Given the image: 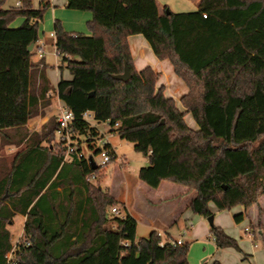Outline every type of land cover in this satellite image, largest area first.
<instances>
[{
	"label": "trees",
	"instance_id": "trees-1",
	"mask_svg": "<svg viewBox=\"0 0 264 264\" xmlns=\"http://www.w3.org/2000/svg\"><path fill=\"white\" fill-rule=\"evenodd\" d=\"M5 1L0 0V264H132L133 252L121 240L135 241L137 232L112 211L119 201L111 191L87 180L93 172L99 178L103 167L94 170L88 158L102 147L97 127L82 118L86 110L149 157V165L139 170L142 182L157 188L171 181L194 190L193 213L208 218L214 214L210 203L219 210L239 204L243 212L234 218L241 222L259 206L264 197V0H199L195 11L179 13L157 0H67V7L91 11L92 18L89 32L66 30L54 20L60 68L72 75L55 88L43 72L38 80L29 50L40 39L49 0L38 8L32 0L5 8ZM18 17L23 21L13 27ZM131 34H142L159 59L172 62L189 87L181 98L186 111L156 86L160 73L151 66L135 68ZM125 63L131 77L115 79ZM52 89L75 115L77 141L71 143L70 159L69 146L56 134L57 115L40 131L27 127L50 106ZM186 112L198 130L189 127ZM7 145L16 150L7 153ZM105 147L116 152L110 143ZM17 214L25 215L26 223L24 238L14 246L7 224ZM250 226L258 234L260 216ZM210 230L217 247L241 250L221 226ZM189 245H177L157 261L153 247L148 264H190Z\"/></svg>",
	"mask_w": 264,
	"mask_h": 264
},
{
	"label": "crops",
	"instance_id": "crops-1",
	"mask_svg": "<svg viewBox=\"0 0 264 264\" xmlns=\"http://www.w3.org/2000/svg\"><path fill=\"white\" fill-rule=\"evenodd\" d=\"M50 5L53 6L52 11L48 12L47 14L49 16L48 19H53V22L55 19H60L62 24L64 25L66 30L70 31H77V32H89L87 27V22L92 18V12L88 10H76V9H69L66 8L67 0H49ZM20 4V0H17L16 5ZM50 7V6H49ZM50 31L49 36H47L44 31L43 34L41 33V26H40V39L45 41L44 45L39 44V42L36 43L35 47H33V54H32V62L35 65V68H37L38 73V80L40 72H43L50 85L55 88L58 82L61 78H71V73L66 69L64 66L63 68H60V65L62 63L61 57L58 56L53 40V30L52 26L50 25L49 28H47ZM129 46H130V52L133 54L134 58V65L137 70H141L145 67L151 66L154 70H156L158 73H160V78L156 84L158 88L163 87L164 94L168 97H171L176 101L177 106H180L181 108H184L186 111L185 106L183 105L181 98L184 94H186L189 91L188 85H186L185 81L178 76L176 73L174 66L172 62L169 59L161 60L157 57L156 53H154L152 46L150 42L144 37L142 34H131L129 37ZM43 51V55L39 56L38 51ZM49 95L51 96V104L49 107H47L44 111V113L37 115V117H34V119H30L27 124V127L32 132L40 131L42 126L47 122V120L54 115V110L58 109L59 106H64L62 104L61 100L58 98L56 89H52L50 91ZM187 113V112H186ZM191 114V113H190ZM58 114H55V116ZM188 114L185 115L187 117ZM195 120V119H194ZM191 119L190 125L193 129L198 130L199 125L196 121ZM5 148L6 151L13 152L16 150V147L14 145H7ZM146 166L149 165V157L146 156L145 160ZM140 170V169H139ZM98 180V179H97ZM125 183L128 186H130V183L126 180H122L119 184ZM144 183V182H143ZM99 184V180H98ZM120 185L116 188L115 186L110 185H101V188L110 190L112 195L119 201V204L117 205V212L115 214L121 216L122 218L126 219L125 226L132 227L137 232V228L139 223H143L146 227L149 228L150 236L148 237H139L138 238V232L136 235V241L141 240L144 243L152 242L154 240L156 230L160 229L162 231H165L168 235H172L171 228L174 225L180 226L182 230H184V234L187 231H190L192 233L195 232L194 227V221L195 217L193 216V213L191 212V209L189 207V204L192 200V197L195 195L194 190H190L188 186L186 185H180L171 181H163L161 182V185L157 188L153 189L147 186L143 187L141 186L139 189L142 190V194H140L138 197V203L141 210V213L139 216H142L141 219L135 214L134 212V203H131L128 197H122L121 196V188ZM122 207H125L126 213H122ZM218 209V208H217ZM210 210L212 213H214L215 220H217V213L213 210V208L210 207ZM240 212H243V210L238 211L234 214V216ZM142 214V215H141ZM17 216H20L21 219L24 220V226L26 223V216L17 214L15 215L12 220H10L7 224V227L12 235L11 241L12 244L15 246L18 241L24 238V226L23 231L21 233V236L19 238H15L12 230L11 225L15 223V218ZM257 216L252 215V217L249 218L248 225L246 227L250 226V222L253 221L254 218ZM260 221L262 224V229H259V233L252 236V238L255 239H262L264 242V215L260 216ZM198 223H203V220H199ZM217 225L223 227V224L221 222H218ZM245 227V228H246ZM251 227V226H250ZM249 227V228H250ZM209 230V229H208ZM210 231V230H209ZM246 232V229H245ZM247 233V232H246ZM229 234V233H228ZM212 235V234H211ZM210 239V232L209 235H207ZM251 237V236H250ZM249 237V238H250ZM176 238V237H175ZM215 243L214 237H211ZM189 242L187 238H185L184 243ZM190 244V243H189ZM190 246V245H189ZM216 246V245H215ZM252 250L245 251L241 248V250L230 253L229 250L232 248H221L228 250L226 255L231 254V259L229 262H224L222 258H220V247H217V251L215 252L211 258L206 257L203 259V264L205 262L212 263L215 260H219L222 262V264H244V261L247 264H261L256 260V253L257 248L259 245L252 242ZM234 249V248H233ZM174 252V248H158L155 249L153 260L157 261L162 259L163 257L170 255V253ZM12 252L8 253V256H11ZM150 259V255L148 252L143 253H132L131 254V263L132 264H148ZM189 260V259H188Z\"/></svg>",
	"mask_w": 264,
	"mask_h": 264
},
{
	"label": "rangeland",
	"instance_id": "rangeland-1",
	"mask_svg": "<svg viewBox=\"0 0 264 264\" xmlns=\"http://www.w3.org/2000/svg\"><path fill=\"white\" fill-rule=\"evenodd\" d=\"M41 0H32V6L33 8H38L40 5ZM159 5L163 7V5H168L169 9L173 12L179 13V11H195L198 8V1L199 0H157ZM17 0H6L4 3L5 8H10V7H17L16 5ZM66 8H69L66 6ZM53 6L50 5L48 7L44 19L40 22L41 24V33H44L49 36L50 31L47 29L52 26L54 28L53 24V19H48L47 16H49L47 13L52 11ZM71 9V8H69ZM58 19V18H57ZM60 20V19H59ZM23 21L22 17H18L15 19L11 25L13 27H18L19 24ZM182 111H185L184 108H181L178 106ZM61 106L58 107V109L54 110V115L50 118L55 117V114H58L60 112ZM186 121L190 125L191 119L194 120V117H192V114L190 113H185ZM49 118V119H50ZM34 119V118H33ZM48 119V120H49ZM91 122L93 125H95L99 131V136H101V144L103 142L110 143L114 150L117 152L119 159H113L111 162L103 166V169L101 171V175L99 176V184L103 185H110V186H115L116 188L120 185L119 183L122 180L128 181L130 183V186L127 187V185L123 182L120 185L121 188V196L122 197H128L131 203H134V212L137 214L139 219L142 218V216H139L141 213L139 203H138V196L144 192L139 189L141 186L145 187L147 186L146 183H143L139 179V169L142 166H146L145 160H146V155L143 154L142 152L136 151L134 148V143L131 141H128L126 139H123L120 135L114 133L111 131V126L108 121H101V123L96 122L93 120V118H90ZM195 121V120H194ZM192 128V127H191ZM193 129V128H192ZM196 130V129H194ZM7 149V148H5ZM6 151V150H5ZM8 153V151H6ZM84 152L89 155L91 152L89 149L84 148ZM120 157H123L125 159L124 162L121 161ZM94 160L100 165L101 161V156L99 155H94ZM153 189V187H152ZM210 207L213 208V210L217 213V220L214 222V224L217 226L218 222H221L223 224V229L226 230L227 233H229L230 236L233 238L235 237L238 245L245 250V251H250L252 250V242L254 241L259 245V247L256 249V260L260 262L261 264H264V242L262 239H255L249 236L245 232V227L248 225L249 218L252 217L253 213L257 217L264 215V197H260L259 201V206L258 205H253L249 211L247 216L242 220L241 222H237L234 218V214L237 213L238 211L243 210L242 205H235L233 208L229 210H219L217 209L216 205L214 203H210ZM261 210V212H259ZM192 212V210H191ZM122 213H126L125 207H122ZM193 213V212H192ZM142 215V214H141ZM193 216L195 217V227L194 230L195 232L192 233L190 231H187L184 234V230L180 228L178 225H174L171 228L172 234L176 238H187V240L190 243V250L188 254V259L190 264H203V259L206 257L211 258V256L214 255L215 252H220L224 262H229L231 259L232 261V256L231 254L226 255L225 252L228 250L221 249L218 250L217 246H215V243L211 237V225L208 221V218L203 217L202 215H198L193 213ZM249 217V218H248ZM256 217V218H257ZM256 218L253 219V222L256 220ZM203 220V223H198L199 220ZM251 223V222H250ZM23 226H24V220L21 219L20 216H17L15 218V223L11 225V230L14 235V237L17 239L21 236V233L23 231ZM250 227V226H249ZM262 229V226H260ZM210 231H209V230ZM138 238L139 237H148L150 236V231L149 228L146 227L143 223H139L138 228ZM210 232V239L207 238ZM250 237V238H249ZM218 250V251H217ZM236 251H239L236 248H232L229 250L230 253H234ZM244 264H247L244 261Z\"/></svg>",
	"mask_w": 264,
	"mask_h": 264
},
{
	"label": "built area",
	"instance_id": "built-area-1",
	"mask_svg": "<svg viewBox=\"0 0 264 264\" xmlns=\"http://www.w3.org/2000/svg\"><path fill=\"white\" fill-rule=\"evenodd\" d=\"M206 16V15H204ZM54 35V33H52ZM39 44L44 45L45 41L42 39H39ZM38 55L42 56L43 55V51L40 49L38 51ZM74 112L69 108L65 107V106H61L60 112L57 115V121H58V128L56 130V134L57 137H59V139L63 140L66 142V144L69 146L68 149V159H70V154L72 151L75 150V148L71 145L72 142H76L77 141V137L76 134L73 131V126L72 123L74 121ZM82 118L84 120L90 121V118H93V113L89 110H86L83 114H82ZM119 123H117L115 125V127H118ZM111 131H112V127H111ZM102 150L100 151L99 156H101V161H100V165L96 162L97 166L103 167L104 165L108 164L109 162H111L113 159H119L117 152H112V150H110L109 148L105 147V144L107 142H103L101 144V140L99 141ZM82 155V154H81ZM89 158V157H88ZM94 158V156H93ZM121 161L124 162L125 159L123 157H120ZM98 179V175L93 172L91 174H89L87 176V180L89 181H96ZM112 211L114 213H116L118 210L116 207H113ZM246 232L247 234H249V236H253L254 233L252 231V228L246 227ZM156 234L154 237L153 242L151 243H144L141 240H135V241H131L130 239H123L121 240V244L128 248L129 250H131V252L133 253H143V252H149V250L153 247L156 248H174L177 245H183L184 244V239L183 238H175L172 235H168L165 231H162L160 229L156 230ZM243 264V263H241Z\"/></svg>",
	"mask_w": 264,
	"mask_h": 264
},
{
	"label": "water",
	"instance_id": "water-1",
	"mask_svg": "<svg viewBox=\"0 0 264 264\" xmlns=\"http://www.w3.org/2000/svg\"><path fill=\"white\" fill-rule=\"evenodd\" d=\"M170 10L168 9L167 12H169ZM33 45L29 48V50H32L33 49ZM124 73H121V74H116L114 76V78L116 79H121V80H128L130 77H131V70H129V67H128V64L125 63V66H124ZM89 161H90V164H91V167L96 170L98 169V166L93 158V155H90L89 156ZM214 220H215V216L214 214H212L211 216L208 217V221L210 223V225H213L214 224ZM151 264V263H150Z\"/></svg>",
	"mask_w": 264,
	"mask_h": 264
}]
</instances>
